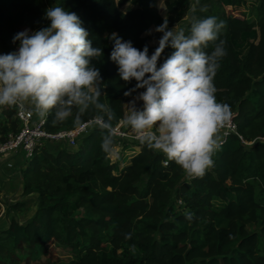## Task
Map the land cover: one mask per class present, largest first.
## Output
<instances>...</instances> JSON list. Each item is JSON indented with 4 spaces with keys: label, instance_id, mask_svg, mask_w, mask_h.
Listing matches in <instances>:
<instances>
[{
    "label": "trees",
    "instance_id": "1",
    "mask_svg": "<svg viewBox=\"0 0 264 264\" xmlns=\"http://www.w3.org/2000/svg\"><path fill=\"white\" fill-rule=\"evenodd\" d=\"M54 1L75 12L93 46L103 49L93 64L106 85L100 102L113 108L116 126L123 104L136 95L124 93L136 82L120 79L110 60L114 42L109 37L115 32L138 49L147 45L151 55L156 48L146 44L145 35L164 21L159 0ZM162 1L168 27L182 25L189 34L192 20L185 18L190 0ZM196 4L193 17L216 16L227 23L219 37L227 55L214 79L216 97L237 110L238 135L254 143L245 145L230 134L203 178L188 177L175 162L140 142L133 144L139 150L129 164L119 168L111 153L102 151L99 129L83 136L76 150L46 143L20 170L21 195L33 194L36 205L25 222L11 218L0 231V264H52L49 249L56 243L67 248V264H264V0H255L250 14L245 0ZM46 9V0H0V52L17 50L14 35L35 31ZM215 43L219 40L205 51L210 53ZM172 51L169 47L167 56ZM8 110L0 143L19 127L12 107ZM96 114L90 107L83 118ZM76 127L71 118L54 122V111L45 124L47 132ZM53 145L59 148L50 149ZM116 145L115 140L113 149ZM127 147L121 143L122 150Z\"/></svg>",
    "mask_w": 264,
    "mask_h": 264
},
{
    "label": "clouds",
    "instance_id": "2",
    "mask_svg": "<svg viewBox=\"0 0 264 264\" xmlns=\"http://www.w3.org/2000/svg\"><path fill=\"white\" fill-rule=\"evenodd\" d=\"M45 19L48 26L16 33L12 42L18 43L17 50L0 54V107H28L42 119L54 111L56 123L71 118L74 126L99 129L101 149L111 153L116 114L100 102L104 79L93 64L103 57V49L93 46L75 12L53 6L46 9ZM226 27L216 16L193 17L186 35L169 29L165 18L155 28L162 35L151 55L147 45L141 50L115 32L109 37L114 42L110 60L120 79L136 82L124 93H136L128 101L124 125L141 144L162 153L191 178H203L215 166L213 157L233 120L231 106L217 100L214 83L227 55L225 41L219 39ZM217 40L210 53L205 51ZM169 47L171 55L163 57ZM90 107L97 114L85 120Z\"/></svg>",
    "mask_w": 264,
    "mask_h": 264
},
{
    "label": "built area",
    "instance_id": "3",
    "mask_svg": "<svg viewBox=\"0 0 264 264\" xmlns=\"http://www.w3.org/2000/svg\"><path fill=\"white\" fill-rule=\"evenodd\" d=\"M12 109L14 118L18 122L19 127L17 132L9 133L5 142L0 143V157H3L7 153L13 157L21 155L24 163L28 162L35 152L41 149L46 143L65 146L68 150H76L78 148V142L93 129L81 125L74 129L47 132L45 130L47 118L42 119L38 117L28 107L20 108L19 106H13ZM127 128L128 127L124 125L123 121H120L114 126V131L116 133L115 140L117 142L116 147L120 149H122V142L139 143L135 138V134L130 135ZM224 132H226L225 140L230 134H235L241 142L248 145L237 133V124L234 116L231 125L226 128ZM163 165L167 166V161H164ZM6 168L13 169L9 161L6 162ZM178 203L180 204L181 202L179 201Z\"/></svg>",
    "mask_w": 264,
    "mask_h": 264
},
{
    "label": "rangeland",
    "instance_id": "4",
    "mask_svg": "<svg viewBox=\"0 0 264 264\" xmlns=\"http://www.w3.org/2000/svg\"><path fill=\"white\" fill-rule=\"evenodd\" d=\"M198 1L199 0H190L191 6H190V8H189V10L187 12V16L185 18V22L186 21L188 22L189 20H192L193 19V13L196 11L195 8L197 6L196 3ZM46 4H47V9L49 7L56 6L54 0H46ZM254 4H255V0H245L244 9H245V11H246L247 14H250L252 12L253 7H254L253 6ZM157 9H158V12L160 13V15L162 16V18L165 19L166 18V11L164 9V5H163V1L162 0H159L158 1V3H157ZM201 10H203V11L206 12L208 10V7H201ZM49 23L50 22L47 19L44 18V21L39 25V27L36 30H39L42 27L48 26ZM181 28H182V25L175 26V27H173V31H180V30H182ZM169 29H172V28H169ZM255 29L258 31L257 28H255ZM150 30H152L151 31V34H147L148 33V31H147V33H146L147 35H145V41H146V44H148L149 46L156 48V47H158V41H159L162 33L156 32L154 28H152ZM256 43H257V40L255 41V44ZM168 52H169V48H166L165 49V52L163 53V57H166L167 54H168ZM0 54H2V52H0ZM242 54H243V51H242ZM133 98L134 97L130 98L129 100H132ZM128 101H126L123 104V117H125L128 114ZM6 107H5V109H3L4 112L2 111V108L3 107H0V126L2 124H6L7 123V118H8V115L10 114V111L8 110V108H10V106H8L7 108ZM11 107L13 108V106H11ZM1 111H2V113H1ZM232 112H233L234 118H236V116H237V110L232 111ZM122 121H123V118H122ZM0 130H1V128H0ZM127 130H128V132H129L130 135H134V133L132 132V130L129 127L127 128ZM1 138L2 137L0 136V139ZM253 143L254 142H247L248 146H251ZM128 144L130 145V147H127L124 151H121V149L117 147V151H115L116 153H113V155L111 157L114 159L115 157L116 158H120L122 155L123 156H130V154H132V152H136V151L139 150L138 148H133L132 147L134 143H128ZM51 147L52 148H50V149H53L56 146L53 145ZM56 148H59V147H56ZM0 158H2V159H0V162H1V160L6 159V160H8L12 164V166L21 167L24 164L21 155L14 156V159L11 160V159H9V154L7 153V154L4 155V157H0ZM6 162H5V165H3L4 166L3 172H6L7 171V169L5 167L6 166ZM10 170H12V169L10 168ZM3 176H4L3 178L0 176V180L1 181H7L8 179L13 178L12 175L10 177H5V175H3ZM4 178H6V179H4ZM16 179H17V177L16 178H13V179H10V180H12V182H14V181H16ZM21 179H22V176H21ZM17 180H19V178ZM32 196H34V195L32 194ZM26 200L28 202L26 204L29 207L33 206V205H31L34 202L33 199H26ZM20 201L23 202L24 200L23 199H20ZM20 201L18 203V205L20 204V207H17L18 205L14 203L15 201L14 202L12 201L13 203H12V205H10L7 201H2L0 199V223L2 221L5 223L8 220V217H5V214L6 213L5 214L3 213L4 212V209H5V211H7V209L9 207H11V208H13V210H17L18 209L19 211H22L23 204H25V203H22ZM20 217H22V216H20ZM49 257L52 258V262H54L52 264H67V262L70 260V256H69V252H68L67 248L64 247V246H60L57 243L54 246H51L50 247V249H49Z\"/></svg>",
    "mask_w": 264,
    "mask_h": 264
},
{
    "label": "crops",
    "instance_id": "5",
    "mask_svg": "<svg viewBox=\"0 0 264 264\" xmlns=\"http://www.w3.org/2000/svg\"><path fill=\"white\" fill-rule=\"evenodd\" d=\"M115 151H117V147H115L113 149V151L111 152L110 157L113 155V153H116ZM121 151H124V150L121 149ZM136 153H137V151L136 152H132V154H130V156H123L121 154L122 156L120 158H116L115 157L113 159L111 157V160H112V162H117L118 165H119V168H122L123 166H126V165L129 164L130 158L133 155H135ZM0 159H2V158H0ZM9 159L12 160V159H14V157L12 155H9ZM6 161H8V160L4 159V160H1V162H0V176L3 178L4 177L3 175H5V177H10L12 175L13 178L17 177V179L19 178V180H20L21 179L20 170L21 169H25V167L21 166V168H20L18 166H14L15 169L10 170L9 168H6L7 171L3 172V170H4V166L3 165H5ZM13 178H10V179H13ZM4 179H6V178H4ZM10 179H8L7 181H1L0 180V199L2 201H7L10 205H12V203L14 201H15L14 203L18 205L20 199H23L24 201L23 202L20 201V202L25 203V204H23L22 211H19L18 209L17 210H13V208H11V207H9L7 209V211H5V209H4L3 213L7 214V215L5 214V217H8V220L5 223L3 221L1 222L2 224L0 223V228H1L0 231L7 228L8 223H9L11 218H13L14 220H16L18 222H25L30 217L32 212L34 211L35 205H36L35 196L29 195V197H28V196L21 195V193H22V179L20 180L21 182L19 180H17V179H16V181L12 182V180H10ZM26 199H33L34 202H33V204H31L33 206L29 207L26 204V203H28ZM17 207H20V204ZM20 216H22V217H20Z\"/></svg>",
    "mask_w": 264,
    "mask_h": 264
}]
</instances>
